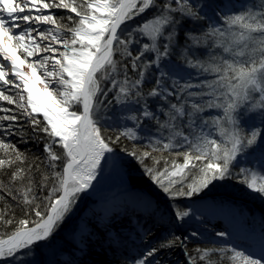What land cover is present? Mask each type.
Listing matches in <instances>:
<instances>
[{
  "label": "snow or ice",
  "instance_id": "snow-or-ice-1",
  "mask_svg": "<svg viewBox=\"0 0 264 264\" xmlns=\"http://www.w3.org/2000/svg\"><path fill=\"white\" fill-rule=\"evenodd\" d=\"M224 7L216 0H0V102L14 106L0 104V175H8L0 193L15 201L0 207V229H11L0 231V262L22 264L41 243L62 255L61 225L122 140L133 145L121 150L177 201V222L192 215L179 201L216 181L236 180L264 198V0ZM201 22L207 27L199 31L184 28ZM173 56L195 78L182 77ZM113 103L131 113L124 120L132 126L117 125L105 136ZM41 134L43 158L29 160L8 140L40 143ZM251 155L259 169L239 167ZM92 227L81 228L66 260L49 264H91L95 249L115 251L131 239L110 221ZM140 227L144 247L122 264H168L176 248L188 264H264V239L259 258L234 247L197 248L193 256L187 236L150 242L152 229Z\"/></svg>",
  "mask_w": 264,
  "mask_h": 264
},
{
  "label": "rangeland",
  "instance_id": "rangeland-1",
  "mask_svg": "<svg viewBox=\"0 0 264 264\" xmlns=\"http://www.w3.org/2000/svg\"><path fill=\"white\" fill-rule=\"evenodd\" d=\"M253 2L254 0H219L216 4L225 6L224 10L229 11L235 8L252 6ZM53 11L59 16L68 15L66 10ZM149 16L150 14H144L143 17L137 18V21L133 23ZM218 23L220 22L218 21ZM172 62L178 66L179 74L182 77L187 78L189 75L195 77L194 70L181 65L176 56H173ZM12 94H15V90ZM111 95L110 93L109 98H111ZM0 104L9 108L14 107L13 105H7V102H0ZM130 114L121 105L113 103L107 114L109 119L104 121L105 126L108 128L104 135L114 136L116 134L115 126L117 125L127 124V126H132L131 121L124 120V117ZM206 114L208 115V113ZM213 114L216 113L213 112ZM40 119H42V116ZM21 122L25 123L26 126V122ZM248 123L251 124L252 121H248ZM27 131L31 134V128H27ZM152 131L155 134V128ZM34 140L33 137L28 143L39 148L40 153L38 154L43 158V134H41L40 143H36ZM124 145L131 148L133 142L122 140L121 145L115 146L116 151L106 157V161L102 164L101 174L97 177V181L93 183V188L80 195L72 213L61 225V229L57 234L56 246L64 250L62 256H68V253L74 251L72 246L80 244L82 238L81 228L87 226L89 230H94L93 225L102 228L105 222L110 221L124 237H130L131 239L126 240L123 247H118L123 248L124 252L120 251L121 253L118 250L102 252L99 248L95 249L90 260H94L93 262L96 264H113L118 256H125V253L127 257L137 255L138 250H142L144 247L137 235L138 232L142 233L143 231L140 226L152 229L153 235L148 238L150 242H155L158 238L168 236L170 233L187 236L188 251L193 256L196 255L195 250L197 248L234 247L259 258L262 251V239H264V218L254 205L241 201V199L231 198L226 200L224 194L220 193L223 191L219 186L228 181H216L199 196L181 199L179 203L191 210L192 215L182 223L177 222L173 219V209L171 207L177 201L170 200L163 193L146 174L144 167L138 160L121 150ZM57 151L61 150L57 149ZM152 155L159 157L161 153H152ZM163 155L167 156L168 154L164 153ZM180 162H182V158H180ZM145 163L151 166V161H145ZM162 167L163 161H161ZM239 167L259 169V160L255 155L240 158ZM132 179H137L139 182ZM155 191H159L165 198L159 196ZM248 192L257 196L258 199L262 198L258 193H253L250 190ZM118 200H121L120 204ZM143 209L149 210L148 218L143 216ZM153 217L157 218L156 224L151 226L154 222ZM218 220L219 222L213 223V221ZM221 231L228 235L225 237L216 235ZM193 232L198 235L192 236ZM34 248V254L25 258L22 264H49V261L60 256H54L53 249L43 246L42 243L34 246ZM177 251H180L182 256L184 255V252L179 248L174 249L167 256L170 263L172 260L177 262L180 260L181 256L177 254ZM214 256H217L215 260H218V254H214L212 260ZM63 259L65 258H61V260ZM0 264H5V262H0ZM199 264H203V262H199Z\"/></svg>",
  "mask_w": 264,
  "mask_h": 264
},
{
  "label": "trees",
  "instance_id": "trees-1",
  "mask_svg": "<svg viewBox=\"0 0 264 264\" xmlns=\"http://www.w3.org/2000/svg\"><path fill=\"white\" fill-rule=\"evenodd\" d=\"M219 1V0H218ZM216 0V2H218ZM243 8H235L234 10H240ZM233 10V11H234ZM146 14H150L151 12H146ZM145 19V18H142ZM220 26H223L222 22H220ZM207 27V24L204 22H201L199 25H191V24H185L184 28L185 29H190L192 31H199L201 28ZM180 43L183 44L184 40H183V31L181 32V36H180ZM200 54L201 56L204 55V49H200ZM194 76H195V70H194ZM195 78V77H194ZM173 102H175L173 100ZM207 115V114H206ZM8 140L12 143H15L16 146L21 150V151H27L28 156H29V160H31L33 155L39 156L38 153H40L38 150L39 148H36L35 146H33V144H29V143H20L19 137H9ZM40 157V156H39ZM10 174V172H9ZM36 178L39 179V174H36ZM0 179H2L6 184L8 182V175H0ZM133 181L139 182L137 179H132ZM223 186V187H221ZM221 188L220 193L226 194V197H234L236 199H241V201H245L246 203L250 204V205H254L256 207L257 210H259L263 215H264V199L263 198H257V196H254L253 194L249 193L248 190L246 189V187L242 184H239L236 180H228V182L223 183L222 185L219 186ZM226 189V190H224ZM161 191V190H160ZM159 196H163V194L159 193V191H155ZM0 197H3V200H0V207H3L4 202L6 201L8 204H11L13 206H15V201H13L11 199V197H7L4 195V193H0ZM165 198V196H163ZM16 217L17 218H22L23 217V213L22 211L17 208L16 209ZM13 227H15V225H13ZM0 231H11V229H0ZM179 252V251H178ZM180 254V252H179ZM180 256L182 257V255L180 254ZM125 256H118L116 261H113V264H122L123 258ZM217 258V256L213 257V260H215ZM167 259H169L168 257L165 258V260L168 262V264H170V261H168ZM170 260V259H169ZM91 264H94L95 262H93L94 260H90ZM173 261V260H172ZM171 261V263H172ZM182 264H185L184 261H182ZM177 263V262H176ZM96 264V263H95ZM179 264V263H177Z\"/></svg>",
  "mask_w": 264,
  "mask_h": 264
},
{
  "label": "bare ground",
  "instance_id": "bare-ground-1",
  "mask_svg": "<svg viewBox=\"0 0 264 264\" xmlns=\"http://www.w3.org/2000/svg\"><path fill=\"white\" fill-rule=\"evenodd\" d=\"M113 194V193H112ZM224 196L226 197V194H224ZM109 197V196H108ZM227 199L226 200H229V199H231V198H234V197H229V196H227L226 197ZM234 199H236V198H234ZM238 201V200H237ZM103 202H105V201H103ZM118 202H119V204L121 203V200H118ZM233 202H235V201H233ZM142 212H144L143 213V216L145 217V218H148V215H149V210H147V209H143L142 210ZM147 216V217H146ZM153 219H154V222L151 224V226H153V225H155L156 224V219L157 218H155V217H153ZM217 222H219V220L218 221H213V223H217ZM116 250H118L119 252L120 251H123V248H117ZM124 252V251H123ZM180 252V251H179ZM179 252L177 251V254H179ZM45 253V251L43 252V254ZM121 253V252H120ZM138 254V253H137ZM133 255V254H132ZM133 256H135V255H133ZM133 256H130L129 258H131V257H133ZM125 257H127L126 256V253H125ZM61 258H65V259H63V260H66L67 258H68V256H62V255H60L59 257H56L55 259L57 260V261H62L61 260ZM182 261H184V263L185 264H188V261H187V257H186V255L184 254L181 258H180V260L177 262L176 260H173L172 261V263H170V264H177V263H179V264H181V263H183ZM177 262V263H176Z\"/></svg>",
  "mask_w": 264,
  "mask_h": 264
}]
</instances>
